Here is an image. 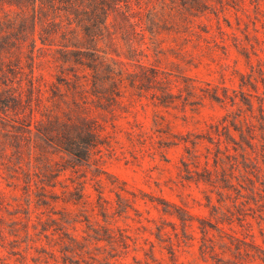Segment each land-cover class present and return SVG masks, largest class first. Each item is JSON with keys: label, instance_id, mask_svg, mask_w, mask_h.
Segmentation results:
<instances>
[{"label": "rangeland", "instance_id": "obj_1", "mask_svg": "<svg viewBox=\"0 0 264 264\" xmlns=\"http://www.w3.org/2000/svg\"><path fill=\"white\" fill-rule=\"evenodd\" d=\"M226 2L222 9L207 0L192 30L183 29L186 39L163 30L158 41L147 37L145 51H125L121 81L102 84V98L91 95L70 113L100 133L88 162L44 145L32 168L25 147V159L17 155L23 137L12 145L0 137V159L11 161L0 164V264H211L199 249L209 223L264 249V0ZM15 10L0 2V17ZM44 102H36L35 125L49 114ZM10 116L18 126L32 119ZM101 226L122 229L128 248L98 242L92 229ZM44 227L65 229L80 252L64 258L60 241L40 237ZM26 229L34 241L24 259ZM208 229L229 257L220 232Z\"/></svg>", "mask_w": 264, "mask_h": 264}, {"label": "trees", "instance_id": "obj_2", "mask_svg": "<svg viewBox=\"0 0 264 264\" xmlns=\"http://www.w3.org/2000/svg\"><path fill=\"white\" fill-rule=\"evenodd\" d=\"M224 1L217 0L222 9L228 5ZM0 2H8L16 7L15 11L5 12L0 17V137L8 145L14 137H23L27 142L18 145L17 155L25 159V147L30 154L27 161L32 163V168L36 167L33 162L35 150L42 147L46 150L44 145L77 161L88 162L100 144V133L87 120L74 122L70 113L91 95L102 98L104 93L97 90L101 89L102 84L111 85L121 81L125 51H145L144 48L148 47L147 37L158 41L163 30H173L174 38L186 39L183 29L191 31L189 24L208 8L207 0ZM23 57L29 71L22 66ZM46 75L52 80H47ZM88 86L93 87V92ZM169 94L164 93L163 96L166 98ZM112 95L120 94L115 91ZM43 97H46V102ZM214 99L219 100V97L215 96ZM38 101L44 102L49 114L42 115L41 123L35 125L33 113L40 108L36 104ZM162 102L168 103L164 99ZM22 112L32 113V119L20 122L18 126L20 118L12 117L10 113ZM60 113L64 114L65 119L58 117ZM18 127L25 129L26 133H14ZM0 164L10 168L11 161L2 158ZM31 182L25 180L26 189L31 187ZM121 190L127 191L125 188ZM116 195L120 198L116 213L121 215L127 210L120 209L121 193ZM100 208L104 216L102 201ZM125 208H132V205L127 204ZM208 227L220 232L222 241L219 249L229 257L218 254L215 244L207 236ZM5 228L0 224V238L4 244ZM57 230L44 227L40 237L49 238L51 234L53 239L60 241L64 258L69 257L70 253L80 252L79 241L65 229ZM92 230L94 234L91 236L98 242L104 240L112 245L121 243L126 249L129 246L128 236L120 228L114 230L101 226ZM202 231L204 236L200 254L203 258H211V264H264V249L260 246L226 234L212 223L203 226ZM26 241V254L19 253L24 259L28 257L30 242L34 241L28 229ZM83 250L86 253L89 248L85 246Z\"/></svg>", "mask_w": 264, "mask_h": 264}]
</instances>
